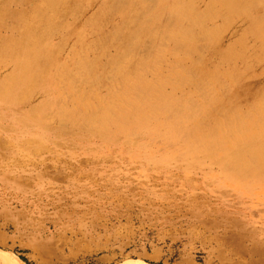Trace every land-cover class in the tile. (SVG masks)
Instances as JSON below:
<instances>
[{
    "label": "rangeland",
    "instance_id": "obj_1",
    "mask_svg": "<svg viewBox=\"0 0 264 264\" xmlns=\"http://www.w3.org/2000/svg\"><path fill=\"white\" fill-rule=\"evenodd\" d=\"M55 1L0 0V250L7 259L264 264L262 102L227 80L233 68L220 55H208L209 66L179 65L183 53L168 52L158 38L148 58L156 67L145 72L155 97L103 80L77 99L53 86L52 64L43 66L45 83L19 85L2 50L43 36L57 45L62 9L74 0ZM73 41L59 45L61 59ZM99 98L103 112L91 108ZM246 130L256 146L243 141Z\"/></svg>",
    "mask_w": 264,
    "mask_h": 264
},
{
    "label": "bare ground",
    "instance_id": "obj_2",
    "mask_svg": "<svg viewBox=\"0 0 264 264\" xmlns=\"http://www.w3.org/2000/svg\"><path fill=\"white\" fill-rule=\"evenodd\" d=\"M19 1L25 7L34 2ZM41 3L52 6L57 1L41 0ZM59 8L55 5L53 11ZM62 13L65 16L64 28L57 32V45L50 42L52 36H43L38 42H31L29 47H17L16 52L2 50V56L8 57L14 66L11 79L17 84L36 80L45 83L46 79L41 76L45 74L43 66L52 64L50 72L56 82L53 86L66 87L77 99L83 88L90 90L92 86L102 84L103 80L110 84V88L115 85L124 87L125 94L130 90L137 95L139 90H146L149 96L155 97L159 89L147 86L149 82L145 72L156 67L150 66L148 58L156 48L158 38L168 52L183 53L178 59L179 65L202 63L209 66L214 62L208 55H220V62L233 68L227 80L240 84L243 90L252 91L253 97L262 102L260 112L264 115V0H74L70 8L62 9ZM92 14H97V18H92ZM228 32L231 38L224 42L230 35ZM73 37V48L67 58L61 59L59 45L63 47ZM106 41L111 43L108 53L103 52ZM238 44H241L239 49L236 48ZM159 50L160 46L156 54ZM190 55H194L193 58ZM245 73L249 78H245ZM193 85L197 87L198 83ZM6 95V98H11V93ZM101 104L99 98L95 103L91 102V108L101 106L103 112ZM248 132L246 130L243 141L254 147L256 144L249 143L256 139L248 140L255 138L256 134ZM259 141L264 147V138H259ZM262 154L264 162V148ZM232 162L240 161L233 159ZM243 163L247 162L243 160ZM0 262L22 264L16 259L9 261L1 250Z\"/></svg>",
    "mask_w": 264,
    "mask_h": 264
}]
</instances>
